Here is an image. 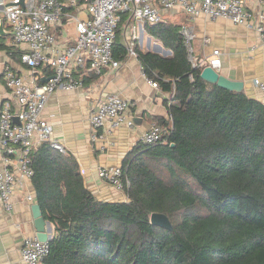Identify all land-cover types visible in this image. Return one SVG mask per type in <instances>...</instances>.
I'll return each mask as SVG.
<instances>
[{
    "label": "trees",
    "instance_id": "1",
    "mask_svg": "<svg viewBox=\"0 0 264 264\" xmlns=\"http://www.w3.org/2000/svg\"><path fill=\"white\" fill-rule=\"evenodd\" d=\"M147 28L173 51L135 48L144 73L171 92L169 117L155 118L167 132L126 154L124 201L98 199L72 154L33 148V195L53 225L39 264H264V104L202 79L178 24ZM125 55L117 32L113 56ZM152 212L173 229L150 223Z\"/></svg>",
    "mask_w": 264,
    "mask_h": 264
},
{
    "label": "built area",
    "instance_id": "2",
    "mask_svg": "<svg viewBox=\"0 0 264 264\" xmlns=\"http://www.w3.org/2000/svg\"><path fill=\"white\" fill-rule=\"evenodd\" d=\"M0 14L11 28L12 42L25 43L27 49L20 53V62L29 68V79L18 74L12 67L3 70L4 84L8 98L0 104V144L4 149L0 165V201L7 211L12 209L11 195L15 190L18 170L26 178L31 177V153L41 142H48L61 153H68L59 140L52 137L51 124L41 117L48 96L57 88L74 89L83 85L81 76L100 74L104 69H114L121 61L113 56V44L117 35L121 13L133 19L131 40L125 44L126 55L136 56L134 40L137 38L136 22L156 24L162 20V11L181 8L186 19L179 24L187 59L192 68L200 70L210 65L218 71L221 64L217 48L210 57L195 54L196 31L193 21L198 14L215 19H229L237 24L254 25L259 31L264 26V10L246 8L244 0H82L87 16H72L68 7L78 5V0H10ZM4 3L0 0V4ZM74 19L75 37L62 45L57 42L52 26H62L66 20ZM207 40L205 39L204 42ZM49 52H52L50 54ZM47 63L52 73L44 76L40 65ZM80 70V77L75 74ZM142 68V67H141ZM145 81L156 87L157 81L142 70ZM252 84L262 92L259 99L264 104V79L254 77ZM129 102L117 93H106L95 101L89 115L93 130L106 128L114 130L121 124L133 125L132 118H125ZM167 128L152 121L140 135L139 141L153 143L161 141ZM15 160V168L11 167ZM97 175L118 190L123 189L121 167L99 166ZM30 202L35 201L28 194ZM48 252V241L39 240L36 235L23 239L20 254L25 264H39Z\"/></svg>",
    "mask_w": 264,
    "mask_h": 264
},
{
    "label": "crops",
    "instance_id": "3",
    "mask_svg": "<svg viewBox=\"0 0 264 264\" xmlns=\"http://www.w3.org/2000/svg\"><path fill=\"white\" fill-rule=\"evenodd\" d=\"M3 1L4 3L0 4V14L2 8L11 3L10 0ZM244 4L253 11L264 10V0H244ZM67 11L74 17L87 16L83 5L79 3L75 7H68ZM185 19V12L176 7L163 10L159 24L179 25ZM1 20L0 104L9 96L3 79L5 66L12 67L18 74L29 79V68L19 59L20 53L27 49V44H14L11 28L3 15ZM133 24V19L126 13H121L117 32L123 47L131 40ZM135 24L137 38L134 40V48L152 51L164 57L172 55V49L165 47L160 38L149 32L147 26L155 24L144 21ZM193 24L196 31L193 41L195 54L198 57H210L211 51L217 48L221 61L218 72L230 79L243 81V91L250 97L260 99L262 92L253 86L252 79H264V30L259 31L254 25L237 24L221 17L210 19L202 14L195 17ZM51 30L57 42L65 45L75 37L74 19L65 20L59 27L52 26ZM151 43L154 44L153 47L149 45ZM119 60L120 65L114 69H104L100 74L81 76V87L55 89L48 96L41 112V117L52 126V137L62 142L67 152L77 160L87 188L98 199L106 201H124L127 199L126 191L118 190L99 178L97 168L121 165L126 154L138 144L140 135L149 124L155 121L156 117H169L167 103L171 96V92L162 89L159 84L154 87L145 81L137 55H125ZM40 69L45 77L52 73L47 63H41ZM74 72L80 77L77 67ZM157 74L162 76L161 73ZM106 93H117L128 100L125 118H132L133 125L121 124L114 130H93L90 127L89 115L95 101ZM2 156L4 149L0 144V165ZM11 162V167L15 168V160ZM14 171L16 180L15 190L11 195L12 209L7 211L0 201V264H25L20 254L23 239L36 234L31 211L32 202L27 199L28 194H34L31 180L16 168ZM49 226L52 233L53 225L50 222Z\"/></svg>",
    "mask_w": 264,
    "mask_h": 264
},
{
    "label": "water",
    "instance_id": "4",
    "mask_svg": "<svg viewBox=\"0 0 264 264\" xmlns=\"http://www.w3.org/2000/svg\"><path fill=\"white\" fill-rule=\"evenodd\" d=\"M3 25V20H0V28ZM264 30V26H263ZM199 76L210 83H215L220 87L241 92L243 91V81L234 80L220 74L217 70L210 65H205L199 72ZM31 211L34 218V226L36 229V237L42 241H49L51 237L49 222L42 216L40 206L37 202L31 204ZM150 223L161 226L168 230H172V224L169 217L163 212H152L150 214ZM48 224V225H47Z\"/></svg>",
    "mask_w": 264,
    "mask_h": 264
},
{
    "label": "rangeland",
    "instance_id": "5",
    "mask_svg": "<svg viewBox=\"0 0 264 264\" xmlns=\"http://www.w3.org/2000/svg\"><path fill=\"white\" fill-rule=\"evenodd\" d=\"M145 38V34H143V39ZM147 45H148V43H146ZM151 47H153L154 46V44L153 43H151V44H149ZM44 109V108H43ZM121 166V165H120ZM99 177V176H98ZM100 178V177H99ZM102 179V178H101ZM104 180V179H103ZM106 182V181H105ZM34 202H36V200L34 201ZM33 203V202H32ZM31 203V204H32ZM22 246V245H21Z\"/></svg>",
    "mask_w": 264,
    "mask_h": 264
}]
</instances>
